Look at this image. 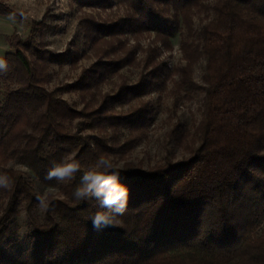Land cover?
<instances>
[{
    "label": "trees",
    "instance_id": "1",
    "mask_svg": "<svg viewBox=\"0 0 264 264\" xmlns=\"http://www.w3.org/2000/svg\"><path fill=\"white\" fill-rule=\"evenodd\" d=\"M127 2L125 17L100 31L116 45L109 55L123 51L121 34L145 30L168 49L178 36L185 63L160 61L156 48L136 85L102 94L97 89L119 68L114 60H99L96 71L85 70L71 86L84 102L82 111L62 97L70 86H46L53 54L22 47L12 35L10 50L0 57L8 64L0 71V175L9 177V186L0 187V226L7 229L21 207L32 217L38 186L57 190L47 195L44 222L37 226L40 239L48 238L51 264H264V0ZM0 14L19 18L1 1ZM202 58L200 84L193 74ZM170 84L204 91L202 119L176 137L189 155L144 168L128 159L152 121V101L142 97ZM131 95L137 104L116 114V103ZM100 154L122 162L130 192L118 222L96 228L89 217L98 202L72 197L81 173L57 181L48 172L65 157L87 169ZM13 161L26 165L33 179L10 166Z\"/></svg>",
    "mask_w": 264,
    "mask_h": 264
},
{
    "label": "rangeland",
    "instance_id": "2",
    "mask_svg": "<svg viewBox=\"0 0 264 264\" xmlns=\"http://www.w3.org/2000/svg\"><path fill=\"white\" fill-rule=\"evenodd\" d=\"M0 1L14 10L19 17L15 19L0 14V57H4L10 50L12 35L13 38L20 39L22 47L31 44V50L37 48L50 51L53 57L49 59V79L46 86L49 89L70 86L66 87L68 91H64L62 97L79 111L83 110L84 102L80 94L71 86L75 85L85 70L96 71L93 66L99 60L104 62L114 60L115 67L119 68L117 71H110L111 73L97 89L102 91V94H114L121 84L128 87L136 85L143 74H147L150 70L151 61L148 63L149 67H146V64L157 51H161L160 61H165L170 66L185 63L180 52L178 36L174 38L172 49H168L161 46L154 36L145 30L133 35L121 34L118 37L121 41L117 44L123 51H119L118 57L109 55L111 48L116 45L112 39L101 38L103 35L100 31H104L108 25L116 24L125 17L130 6L127 0ZM199 23L198 16L196 18L198 27ZM32 29L34 30L31 37ZM115 30H118L117 27ZM25 52L29 55V51ZM205 69L206 60L202 58L194 68L193 77L196 82L203 84ZM172 88L173 85L170 84L164 92L152 90L143 94V100L152 101V121L144 132L146 136L129 153L128 159L135 163L141 161L144 168L166 158L177 162L189 155L186 149L177 145L176 137L183 136L187 129L193 131L202 119L204 91L198 88L192 90ZM132 98L131 95L129 99L131 101L123 99V102L116 103V114H127L132 105L138 102ZM79 121L75 120L71 126L75 128ZM86 132L96 133L90 130ZM119 164L122 165V162ZM10 166L22 169L28 179H33L26 165L13 161ZM49 192L57 193V190H42L37 186L39 203L32 208V217L25 207H21L16 218L12 219L14 221L10 220L6 223L8 225L12 222L10 226L7 227L5 224L7 227L5 229L8 231L3 239L1 234L5 229L0 226V264L52 263L54 257L49 253L48 238L42 241L37 227L40 221L44 222L49 205L47 201ZM2 213L0 205V221L3 217Z\"/></svg>",
    "mask_w": 264,
    "mask_h": 264
},
{
    "label": "clouds",
    "instance_id": "3",
    "mask_svg": "<svg viewBox=\"0 0 264 264\" xmlns=\"http://www.w3.org/2000/svg\"><path fill=\"white\" fill-rule=\"evenodd\" d=\"M7 67V61L0 58V71L6 70ZM120 168V164L114 163L110 157L103 154L87 169H82L78 162L65 157L61 163L50 169L48 179L65 181L81 173L80 183L73 190L72 197L76 202H98L99 210L89 218L94 227L102 228L117 223L128 205L130 188L122 179ZM8 186L9 177L0 175V187Z\"/></svg>",
    "mask_w": 264,
    "mask_h": 264
}]
</instances>
